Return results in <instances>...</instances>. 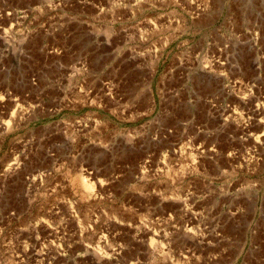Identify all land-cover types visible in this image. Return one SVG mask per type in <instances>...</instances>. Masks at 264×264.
Listing matches in <instances>:
<instances>
[{"label":"rangeland","instance_id":"1","mask_svg":"<svg viewBox=\"0 0 264 264\" xmlns=\"http://www.w3.org/2000/svg\"><path fill=\"white\" fill-rule=\"evenodd\" d=\"M7 1L0 264H264V0Z\"/></svg>","mask_w":264,"mask_h":264},{"label":"bare ground","instance_id":"2","mask_svg":"<svg viewBox=\"0 0 264 264\" xmlns=\"http://www.w3.org/2000/svg\"><path fill=\"white\" fill-rule=\"evenodd\" d=\"M4 0H0V11L3 10V9H6V8H12V5L9 1L3 3ZM9 14H13V13H9ZM6 20H9L8 22V27L7 26H4L5 25V22H1L0 21V24H2L1 28L3 29L2 32H0L2 36V40H8L7 35L9 33H11L12 29H14V27L16 26V23L18 21V19H16V16L15 14L11 17H8L6 16L5 17ZM13 19V21H11ZM53 26H56L57 30L56 32L54 31L53 27H49L47 30L50 32V36L52 37V39H54V37L56 36V41H58L57 39L61 40V41H64V42H60V46L62 47L64 44L63 43H66L65 41L70 39V36L68 37V35H63L62 32H63V24L61 22L60 25H53ZM66 26H68L66 24ZM4 33V34H3ZM2 40L1 43H2ZM258 36L256 35V38H255V45L256 48L258 47ZM52 43V42H51ZM53 46H51L50 48H52ZM59 48L58 45H56L54 47V49H57ZM258 49V48H257ZM56 51V50H55ZM85 58H83L81 60V58H79V62L78 60L74 61L73 63H70V64H67L65 67H63V70L64 72H62V76L57 78L55 81V84H54V87L51 88V90L55 91V93H59V91L61 92V94H58L59 96H61L60 98L62 99V96L63 97H66V93H68L69 91V80L71 77H75V80H76V83L74 86H72V90L75 94H79V97L81 96V102L84 103V99L85 97L83 96H86V97H89V96H92L94 95L96 98L99 97V98H109V99H113V94L114 92H112V89L110 88L111 86V80L110 79H99V75L96 74V73H93L92 71H89L88 72V76L89 77H85V78H81L82 75L86 74L87 71L85 69H83V67L81 66V64H85ZM79 64H80V67H79ZM256 77H255V81H253L252 83V87H249V95L251 97L254 96V93L256 91L257 93V96H255L254 98L256 99H261L262 101H264V95H262V85H261V80H262V75H261V68H260V65H257L256 66ZM66 70H70L73 74H69L66 75ZM3 79H0V90H4V95L5 96H12L13 95V92L10 88V86H13L14 83H11L9 84L10 82H16V83H19V80L17 77L15 78H8V77H2ZM3 81H7L8 83H6L5 85H2V82ZM64 83V84H63ZM240 84L241 82L240 81H235L233 83V87H236V85L238 86V88L240 87ZM65 85V86H64ZM27 88L30 89L29 91L32 90V86H28L27 85ZM50 90V91H51ZM47 93V90H44L43 91V96H47L46 95ZM29 94H27L28 96ZM59 96L56 97V94H51L49 96V99L51 98H59ZM255 105V109L259 110L260 107H259V104L258 102L254 103ZM262 109H264V104L262 102ZM10 123V119L6 120L5 122H1L0 123V129H5L9 126ZM264 145V144H262ZM261 145V146H262ZM82 186L86 189H90V185L87 183V180L85 178H82Z\"/></svg>","mask_w":264,"mask_h":264},{"label":"built area","instance_id":"3","mask_svg":"<svg viewBox=\"0 0 264 264\" xmlns=\"http://www.w3.org/2000/svg\"><path fill=\"white\" fill-rule=\"evenodd\" d=\"M9 13H13L12 15ZM15 13L12 10H7L4 11V13H0V20L4 19L6 16L11 17L13 16ZM3 29L1 28V24H0V32H2ZM4 34V33H3Z\"/></svg>","mask_w":264,"mask_h":264}]
</instances>
